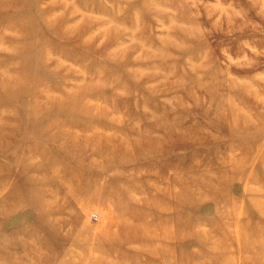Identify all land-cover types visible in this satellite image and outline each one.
I'll use <instances>...</instances> for the list:
<instances>
[{
    "label": "clouds",
    "instance_id": "obj_1",
    "mask_svg": "<svg viewBox=\"0 0 264 264\" xmlns=\"http://www.w3.org/2000/svg\"><path fill=\"white\" fill-rule=\"evenodd\" d=\"M28 5L0 0V264H264V0Z\"/></svg>",
    "mask_w": 264,
    "mask_h": 264
},
{
    "label": "rangeland",
    "instance_id": "obj_2",
    "mask_svg": "<svg viewBox=\"0 0 264 264\" xmlns=\"http://www.w3.org/2000/svg\"><path fill=\"white\" fill-rule=\"evenodd\" d=\"M16 6L22 9V13L27 12L28 9V0H16ZM68 51H70L73 55H79V49L75 47L74 44L69 43L65 45Z\"/></svg>",
    "mask_w": 264,
    "mask_h": 264
}]
</instances>
